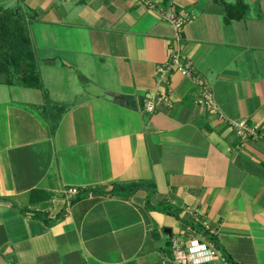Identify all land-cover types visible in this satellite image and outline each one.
Wrapping results in <instances>:
<instances>
[{
    "label": "crops",
    "instance_id": "0c3cea01",
    "mask_svg": "<svg viewBox=\"0 0 264 264\" xmlns=\"http://www.w3.org/2000/svg\"><path fill=\"white\" fill-rule=\"evenodd\" d=\"M150 2L0 0L23 12L41 80L0 76V264H177L173 236L213 243L205 264H264V139L156 72L177 47L167 18L188 15L183 55L226 119L264 134V0ZM150 94L171 105L145 113Z\"/></svg>",
    "mask_w": 264,
    "mask_h": 264
},
{
    "label": "built area",
    "instance_id": "2783aa9c",
    "mask_svg": "<svg viewBox=\"0 0 264 264\" xmlns=\"http://www.w3.org/2000/svg\"><path fill=\"white\" fill-rule=\"evenodd\" d=\"M137 3L153 8L150 0H135ZM167 20L172 24L175 31V38L177 40V47L174 48L170 54L169 59L157 66V83L165 81L168 77L169 71L180 74L184 77H189L195 86L198 88V96L196 98V103L204 106L210 112L216 113L223 120H226L227 124L231 126L234 130L236 137L243 141L248 138H263V133H257L252 127L248 126L245 120H228L226 119L219 110L217 103L213 98V94L209 86H207L204 81L195 72L194 66L191 61L186 58L183 53V43L180 42L182 31L186 24L190 22V17L183 13H177L170 15ZM158 104H164L167 106L171 105V100L165 96H156L150 94L144 103V112L147 114H152L156 110ZM65 200L68 204L71 203L74 196L77 195L75 189L68 190L65 194ZM207 229V226H205ZM170 244L172 249L173 260L177 264H205L209 262L215 255L219 253L213 243L207 242L201 243L198 241H193L191 246H186L185 242L173 236L170 238Z\"/></svg>",
    "mask_w": 264,
    "mask_h": 264
},
{
    "label": "trees",
    "instance_id": "16d2710c",
    "mask_svg": "<svg viewBox=\"0 0 264 264\" xmlns=\"http://www.w3.org/2000/svg\"><path fill=\"white\" fill-rule=\"evenodd\" d=\"M238 5H241V2H237L232 8ZM36 63L23 12L19 7L0 8V76L3 82L7 85L26 88L40 87L41 80ZM139 186V184L114 185L106 195L128 197ZM35 195L40 196L36 198ZM31 198L45 200L48 199V194L42 191H33ZM33 216L42 219L47 225L51 224L45 216L39 213H33ZM59 218L54 219L52 223ZM230 263L235 264L232 261Z\"/></svg>",
    "mask_w": 264,
    "mask_h": 264
},
{
    "label": "water",
    "instance_id": "95a60500",
    "mask_svg": "<svg viewBox=\"0 0 264 264\" xmlns=\"http://www.w3.org/2000/svg\"><path fill=\"white\" fill-rule=\"evenodd\" d=\"M168 233L170 232L169 230H166Z\"/></svg>",
    "mask_w": 264,
    "mask_h": 264
}]
</instances>
